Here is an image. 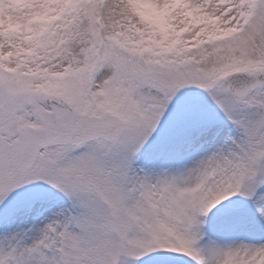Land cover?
Returning <instances> with one entry per match:
<instances>
[{
	"label": "snow or ice",
	"instance_id": "6c2138e0",
	"mask_svg": "<svg viewBox=\"0 0 264 264\" xmlns=\"http://www.w3.org/2000/svg\"><path fill=\"white\" fill-rule=\"evenodd\" d=\"M0 264H264V0H0Z\"/></svg>",
	"mask_w": 264,
	"mask_h": 264
}]
</instances>
